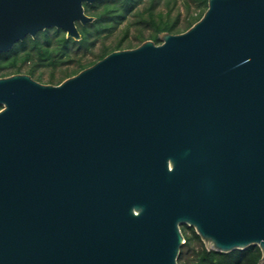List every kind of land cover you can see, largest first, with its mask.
Wrapping results in <instances>:
<instances>
[{"label":"water","instance_id":"1","mask_svg":"<svg viewBox=\"0 0 264 264\" xmlns=\"http://www.w3.org/2000/svg\"><path fill=\"white\" fill-rule=\"evenodd\" d=\"M0 0V52L83 2ZM58 84L0 76V264H178L255 244L264 264V0H207L179 33Z\"/></svg>","mask_w":264,"mask_h":264},{"label":"trees","instance_id":"2","mask_svg":"<svg viewBox=\"0 0 264 264\" xmlns=\"http://www.w3.org/2000/svg\"><path fill=\"white\" fill-rule=\"evenodd\" d=\"M140 3H142L141 9L137 8ZM181 3L186 12L180 19L177 0L83 2L85 13L92 16L93 20L84 24L76 23L80 33L79 39L67 37L65 31L57 27H47L38 31L33 37L26 35L16 41L11 48L0 52V76L13 73H27L34 76L41 66H56L70 62L72 67L61 70L59 79L55 81V84H58L113 50L133 47V39L136 40V44L146 39L160 43L159 35L162 32L185 31L200 19L207 8V0H181ZM175 9L177 12L171 15ZM129 13L137 16L133 35L129 36L128 30L124 31L110 44H102L95 54V59L84 61L85 53L92 52L95 43L109 35L115 24ZM146 31L148 32L145 33ZM26 63H28L26 71L21 72L22 66ZM54 77L55 74L51 73L48 82L52 84ZM181 231L185 241L180 247L178 264H258L261 257L260 248L255 244L228 252L216 251L205 247L192 226L183 225Z\"/></svg>","mask_w":264,"mask_h":264},{"label":"rangeland","instance_id":"3","mask_svg":"<svg viewBox=\"0 0 264 264\" xmlns=\"http://www.w3.org/2000/svg\"><path fill=\"white\" fill-rule=\"evenodd\" d=\"M141 4L142 3L138 4L137 8L141 9V7H142ZM177 6L179 8L178 12H179V16L181 19L184 17V14L186 12L185 8L182 6L181 0H177ZM176 12L177 11L175 9V12H172L171 15H175ZM136 20H137V16L132 15V13H129L126 17L122 18L118 23L115 24V26L113 27V29L111 30L109 35L102 37L100 40H98L95 43L94 47L91 49L92 52L85 53L83 60L87 61V60L95 59L96 58L95 54L99 51L102 44H110L116 38H119L124 33V31H126V30H128V35L132 36L134 29L136 27L135 26ZM147 32L148 31H146L145 33H147ZM136 43H137L136 40L133 39L132 40L133 47L138 45ZM27 67H28V63L24 64L21 68V72L26 71ZM71 67H72V65L70 62L62 63L61 65H56V66H53V65L41 66L36 70L35 75L32 77L34 79L40 81V82H43V83H51V82H48V78H49V75L51 73H54L55 74V77L53 79L54 83L52 82V84H55V81L57 79H59V77L61 75V73H60L61 70L65 69V68L70 69Z\"/></svg>","mask_w":264,"mask_h":264},{"label":"flooded vegetation","instance_id":"4","mask_svg":"<svg viewBox=\"0 0 264 264\" xmlns=\"http://www.w3.org/2000/svg\"><path fill=\"white\" fill-rule=\"evenodd\" d=\"M1 107H2V105H0V109H1ZM183 225H186V224H183ZM183 225H182V226H183ZM180 228H181V226H180Z\"/></svg>","mask_w":264,"mask_h":264}]
</instances>
